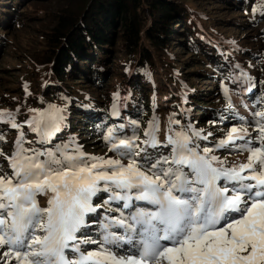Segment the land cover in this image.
I'll list each match as a JSON object with an SVG mask.
<instances>
[{"label": "snow or ice", "instance_id": "6c2138e0", "mask_svg": "<svg viewBox=\"0 0 264 264\" xmlns=\"http://www.w3.org/2000/svg\"><path fill=\"white\" fill-rule=\"evenodd\" d=\"M253 11L264 12V0ZM235 79L251 90L246 73ZM224 94L233 109L227 87ZM28 111L31 116L18 123L19 109L0 110V123L18 132L11 155L0 149L11 169L0 175V249H6L0 264H264V110L253 113L258 146L248 139L243 117L214 147L201 150L194 138L207 140L212 133L191 125L176 131L171 125L180 121L169 117L161 141L154 115L143 140L137 120L128 122L131 136L116 134L123 123L107 128L103 140L117 158L90 155L75 138L44 150L26 148L24 125L48 144L65 120V109L55 104ZM112 115L120 116L115 103ZM169 146L167 156L148 152ZM229 147L247 152L246 160L229 165L213 154ZM100 193L108 194L104 205L123 202L128 215L105 216L99 240L78 236L90 214L104 206L93 204ZM38 195L48 197L46 207Z\"/></svg>", "mask_w": 264, "mask_h": 264}, {"label": "trees", "instance_id": "16d2710c", "mask_svg": "<svg viewBox=\"0 0 264 264\" xmlns=\"http://www.w3.org/2000/svg\"><path fill=\"white\" fill-rule=\"evenodd\" d=\"M261 2L0 0V49L7 43V32L20 25L29 7L37 4L36 7L44 8L41 5L48 3L50 9L51 22L37 31L44 42L42 54L34 55L32 64L23 73L25 93L17 96L15 110L19 109L18 113L23 117L28 114L29 108L46 109L49 104L67 107L63 113V127L51 143L41 144L38 135L31 132L26 134L25 147L39 150L52 148L77 135L81 136L84 130L99 136L96 141L109 150V145L103 140L108 127L123 123L126 125L123 132L116 134L131 136L128 122L137 120L140 122L138 135L143 140L144 129L154 115L158 117L162 112L166 121L169 117L180 121L175 128L181 126L184 129L180 112L187 110L185 119H192L191 126L198 125L204 117L212 120L222 119L221 116L233 117L240 109L241 101L245 102L250 94L252 99L246 100L244 106L248 110L253 109L244 116V120L255 123L253 113L264 107V49L259 46L264 40V12L253 11ZM207 5L210 7L203 8ZM217 6L218 9L224 7L221 11L227 26L218 24V18L213 20L214 13H209ZM244 26L248 28L236 38L223 36L227 29L239 31ZM119 52L124 55L114 56ZM201 61L206 71H198L207 76L213 74L214 89L222 97L213 105L215 109H221L218 105H222L224 110L209 112L201 109L204 94L198 95L196 90L189 88L193 85H187L194 77L190 75L195 71L193 68L198 67ZM241 71L252 78L250 91L246 90L248 84L235 79ZM162 75L166 76L164 80ZM110 76L115 77L116 82L109 80ZM164 81L177 88L179 100L166 87L163 88ZM225 87L232 96L233 109L226 108ZM89 89L92 97L88 96ZM207 91L210 93L211 89ZM114 94H118L115 99ZM114 102L120 116L112 115ZM161 119L159 122L164 125L165 121ZM223 123L225 121L220 125ZM14 132L16 136L13 138L18 135L17 130ZM199 143H204L203 139ZM90 144L86 142V145ZM12 145L15 147L14 142ZM167 148L170 152V146ZM165 149L160 147L155 152L149 148L148 152L158 157L167 155ZM100 195L95 200L104 205L108 195L99 201ZM122 204L104 205V209L109 207L114 211L117 208L124 211Z\"/></svg>", "mask_w": 264, "mask_h": 264}, {"label": "rangeland", "instance_id": "374dc122", "mask_svg": "<svg viewBox=\"0 0 264 264\" xmlns=\"http://www.w3.org/2000/svg\"><path fill=\"white\" fill-rule=\"evenodd\" d=\"M204 1L202 2H198V4H202ZM48 3L46 4H42L41 7L44 8H39L36 7V5H32L31 7H29V9L26 10V13L23 15V19L22 22L20 23V25H16V27L14 29H11L10 31L7 32V43L5 45V47L0 49V110H8V111H12V112H16L15 110V101L17 100V96L21 95L23 96L25 93V89H24V80L25 77L23 76V73L26 70V67H29L32 63V61L34 60L33 56L34 55H40L42 54L43 51V38L40 35V33H38V29L41 28L44 29L46 28V25H48L47 23L51 22L50 21V14H49V6H47ZM46 7V9H45ZM210 6L207 5L206 7L203 8H209ZM219 6H217V9H213L211 10V12L209 13H214L212 15L213 20H216V18H218L219 22L218 24H221L222 26H227L228 22H224L223 20L226 19V17H224V13L221 11L224 9V7H222L221 9H218ZM38 10L37 12H35L36 10ZM206 11V13H208V11L206 9H204ZM204 12V11H203ZM29 14V15H28ZM233 19V18H232ZM4 22V21H3ZM51 25V24H49ZM235 27V26H233ZM231 27V28H233ZM248 27L244 26L241 27L239 29V31H231L229 29H227V31H225V35L223 36H232V37H238L239 35H241L243 33L244 30H246ZM235 29V28H233ZM260 47H262L264 49V40H262L260 42ZM175 52H177V50H175ZM115 54L118 55H124L123 52H119V53H114V56H116ZM113 56V57H114ZM112 60H114V58H112ZM111 60V61H112ZM30 64V65H29ZM193 64V63H191ZM113 66V65H112ZM198 67H194L193 69H195L194 72H192V74L194 77H192L190 79V83H187L188 86H190L189 88L196 90L198 95H202L203 96V100H201L202 102V107L201 109L204 110H210L209 112H211V110H224V106L222 107V105H218L221 107V109H215L213 103L218 102L222 99V97L219 96V91L217 92L216 89H214V79H213V74H211V76H207L204 75V72H199V71H206V69L204 68V63L203 61L199 62V65H197ZM197 69V70H196ZM199 69V71H198ZM179 73L181 71H178ZM164 76V75H162ZM166 76H164V78L162 80L165 79ZM107 79V77H105ZM109 80H112L113 82H116V78L113 76L109 77ZM165 82V81H164ZM185 82H187L185 80ZM86 86H88L87 84H85ZM167 88V90H169L170 93L174 94L175 97L177 98V100H179L178 98V94H177V88L175 86H171V82L166 81L163 85V88ZM208 88L211 89V92L209 93L207 90ZM21 89V90H20ZM248 93V92H247ZM92 92L89 89L88 90V96L92 97ZM262 94V93H261ZM241 96V95H240ZM252 94L248 95V98L245 99L249 101L252 99ZM239 98V97H238ZM236 99V98H235ZM240 99V98H239ZM238 99V100H239ZM242 99V97H241ZM227 102V101H226ZM245 102L241 101V104H239L240 109L238 111H236V118L233 119V117L230 116H221L220 118L222 119H216V120H212L209 117H204L200 123L193 125L192 127L195 129H203L204 130V135H207L209 132L212 133L211 136H208L207 140H203L204 143L200 144L199 142H201L202 139L200 140H196L194 139V144H199V148L202 150L204 147H214V145L219 141V139H221L223 137V135L226 133L227 128H230L233 125H230L229 123H235V125L239 126L243 121H241L240 117H243L247 115V113L250 112V109L252 110L253 108H249L246 109V107L244 106ZM116 104V102H114ZM191 103V102H188ZM187 103V104H188ZM180 107V106H179ZM186 107V105H185ZM63 109H65L64 112H66V105H62ZM182 108V106H181ZM227 108V107H226ZM14 109V110H13ZM23 109V108H22ZM185 109V108H184ZM260 110H264V107L260 108ZM258 110V111H260ZM160 111V110H159ZM186 111V112H185ZM180 112L181 113V119L183 120V127L185 130H187V127L189 125V123L191 122L192 119L187 120L185 119V115L187 114V110ZM220 112V111H218ZM217 112V113H218ZM26 114V113H24ZM20 116L19 113H17L18 117ZM31 116V113L28 112V114H26L23 117H19V119H17L18 123H23L25 120H27L29 117ZM78 116V115H77ZM158 118L160 120V118H162V121H165V124H161L160 122V133H159V139L161 141H164L165 139V134L167 132V129L169 127L168 121H166L165 117L163 116V113H159ZM223 125L221 126V122H224ZM218 124V125H217ZM217 125V126H216ZM248 126L250 128V136L248 137V139L251 141V143L254 146H258L259 142L256 141L254 138L256 137L257 133L255 131H252L253 128H255V123H251L248 122ZM171 128L175 129L176 131L181 130V126H178L175 128V125H171ZM24 130L26 131L25 134L31 133L28 129L27 125H24ZM15 129L10 128L9 125L4 124V123H0V135H3L5 137L4 140H0V149H3L4 153L7 155H11L12 154V150H13V145L12 143L15 142V138H13V136H16L15 134ZM82 135H77L75 136V142L76 144L82 146L83 151L90 154V155H95V156H106V157H116V153L110 152L105 146H103L102 144L98 143L96 141V139L99 138V136H93L90 131H82ZM138 134V133H137ZM84 138V139H81ZM251 138V139H250ZM83 140V142H82ZM85 140V141H84ZM86 142H91L90 145H86ZM139 142V141H138ZM237 143H242V142H237ZM88 146V147H85ZM160 148V147H159ZM158 148V149H159ZM165 151L166 154L169 155V152H167V147H165ZM158 149H152L155 152ZM164 151V152H165ZM214 155H217L218 157H220L221 159H227V161L229 162V165L233 162H242L246 160L247 157V152H242L239 151L233 147H229L227 149H215V151L213 152ZM165 155V156H167ZM123 159V158H122ZM124 162L127 163V159H124ZM4 173H8L11 174V169L8 166V162L7 160L3 157L0 156V175L4 174ZM101 194V193H100ZM98 194V195H100ZM108 195L107 193H104L103 195L101 194V199H103L104 196ZM96 197L93 198V204L94 205H101V203L97 202L95 200ZM37 199L41 205V207H46L47 206V196L44 195H38ZM140 204H143V202H139ZM111 204H115V205H121L122 203L120 202H112ZM121 212H123L124 215H128L129 213V209H124L120 210V209H115L111 210L109 207L108 209H104V206L101 207L100 209H98L97 213L95 214H90L88 220H89V226L85 229H82L80 233H78L77 235H83V236H88L91 237L93 239H100V232H99V227H100V221L106 216H111V217H119ZM101 214V215H100ZM100 215V216H99ZM95 220V223H92V220ZM114 231H116L117 229H113ZM82 249L84 250H91L97 247V245H82L81 246ZM6 249H0V251H4ZM69 256H72V253L69 252Z\"/></svg>", "mask_w": 264, "mask_h": 264}]
</instances>
